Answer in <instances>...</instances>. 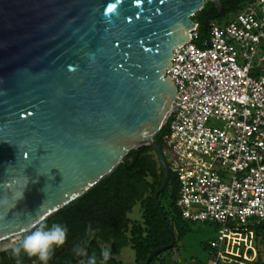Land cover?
Listing matches in <instances>:
<instances>
[{
	"label": "water",
	"instance_id": "1",
	"mask_svg": "<svg viewBox=\"0 0 264 264\" xmlns=\"http://www.w3.org/2000/svg\"><path fill=\"white\" fill-rule=\"evenodd\" d=\"M221 0H0V242L21 237L112 173L132 151L152 149L177 86L167 77L193 17ZM6 246L2 250H7Z\"/></svg>",
	"mask_w": 264,
	"mask_h": 264
},
{
	"label": "built area",
	"instance_id": "2",
	"mask_svg": "<svg viewBox=\"0 0 264 264\" xmlns=\"http://www.w3.org/2000/svg\"><path fill=\"white\" fill-rule=\"evenodd\" d=\"M199 40L197 25L166 73L177 95L164 149L180 181L183 218L222 226L212 241L217 264L230 226L264 220V75L252 74L264 66V0L225 25L213 22Z\"/></svg>",
	"mask_w": 264,
	"mask_h": 264
},
{
	"label": "trees",
	"instance_id": "3",
	"mask_svg": "<svg viewBox=\"0 0 264 264\" xmlns=\"http://www.w3.org/2000/svg\"><path fill=\"white\" fill-rule=\"evenodd\" d=\"M252 1L254 0H221L222 12L214 3L207 1L204 8L193 17L198 23L200 38H203V35L204 39L209 38L213 22L225 25L222 23H225L230 15H237ZM170 133L168 119L155 136L163 148L167 146L166 138ZM163 179L160 164L152 149L132 150L112 173L74 202L43 221L48 225L54 222L65 224L69 230L65 245L55 250L49 264H85L86 257L76 256L72 249L85 239V229L89 223L100 228L95 236L88 237L89 256L95 254L99 259L101 249L110 246L113 255L107 264H147L149 256L155 249L172 243V237L165 228L154 201V194L160 189ZM180 189L178 176L171 171L169 186L160 194L159 199L169 226L176 233L177 241L173 248L156 255L150 264H187L185 261L180 263L173 255L166 256L179 249L181 242L194 231L195 222L183 218L177 206ZM138 204L141 208L140 216L132 218L130 214ZM232 232L240 235L253 233L264 246V220L247 226L232 225ZM212 241L214 240L202 243L207 259L205 261L192 259L191 264H210L215 259L219 250L213 246ZM126 248L133 252L129 262L119 258ZM227 259L244 262L243 256L231 257L225 254L217 264H236L225 261ZM0 264H15L8 249L0 250ZM23 264L40 262L36 258L25 256ZM256 264H264L262 255Z\"/></svg>",
	"mask_w": 264,
	"mask_h": 264
},
{
	"label": "rangeland",
	"instance_id": "4",
	"mask_svg": "<svg viewBox=\"0 0 264 264\" xmlns=\"http://www.w3.org/2000/svg\"><path fill=\"white\" fill-rule=\"evenodd\" d=\"M236 15L232 14L230 15L226 20L225 23L232 21L235 19ZM202 40H204L201 37L199 41H197L199 44H201ZM264 47V43L262 45V48ZM243 61L242 59L240 62ZM252 74L254 76H261L264 75V66L256 65ZM212 125L215 126H222V123L219 121H211ZM141 208L138 204L133 212L130 214L132 218H137L140 216ZM194 231L183 241L181 242L179 249L175 250L173 253H168L166 256L173 255V257L176 259L178 258L180 263L182 261L187 262V264H191L192 259H199L202 261H205L207 259L206 253L203 251L202 243H208L211 240H216L219 231L222 228V226L215 222H195L193 224ZM21 237H14L5 241L0 242V250L5 248L6 246H9L13 243H16L20 240ZM264 246L263 244L256 239V236L251 233L250 235H240L237 232L231 233V226L230 231L227 233V240L224 243L223 252L231 257H244V262H239L235 259H227L225 261H228L229 263H236V264H256L258 261L260 255L263 256L264 259ZM133 252L131 249L126 248L123 250L121 255L119 256L120 259H122L124 262H129L132 259Z\"/></svg>",
	"mask_w": 264,
	"mask_h": 264
},
{
	"label": "clouds",
	"instance_id": "5",
	"mask_svg": "<svg viewBox=\"0 0 264 264\" xmlns=\"http://www.w3.org/2000/svg\"><path fill=\"white\" fill-rule=\"evenodd\" d=\"M68 231L65 224L54 222L48 225L42 221L34 224L18 242L9 245L8 251L15 260V264H23V257L25 256L36 258L40 264H49L55 250L65 245ZM98 231H100L99 227H93L89 223L85 229V239L74 245L72 249L76 256L86 257L85 264H107L113 255L110 246L101 249L99 259L95 254L88 255V237L95 236Z\"/></svg>",
	"mask_w": 264,
	"mask_h": 264
},
{
	"label": "bare ground",
	"instance_id": "6",
	"mask_svg": "<svg viewBox=\"0 0 264 264\" xmlns=\"http://www.w3.org/2000/svg\"><path fill=\"white\" fill-rule=\"evenodd\" d=\"M15 237H19V236H15ZM12 238H14V237H12Z\"/></svg>",
	"mask_w": 264,
	"mask_h": 264
}]
</instances>
